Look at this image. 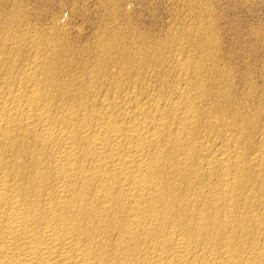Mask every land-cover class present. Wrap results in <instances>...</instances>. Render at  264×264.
I'll return each mask as SVG.
<instances>
[{
    "label": "bare ground",
    "instance_id": "obj_1",
    "mask_svg": "<svg viewBox=\"0 0 264 264\" xmlns=\"http://www.w3.org/2000/svg\"><path fill=\"white\" fill-rule=\"evenodd\" d=\"M4 7L0 264H264L263 68L239 74L197 13L175 32L186 53L134 25L129 46L96 45L116 57L70 62L75 45L53 44L39 58L50 42L15 36ZM10 38L39 59L21 63Z\"/></svg>",
    "mask_w": 264,
    "mask_h": 264
},
{
    "label": "rangeland",
    "instance_id": "obj_2",
    "mask_svg": "<svg viewBox=\"0 0 264 264\" xmlns=\"http://www.w3.org/2000/svg\"><path fill=\"white\" fill-rule=\"evenodd\" d=\"M16 1L18 3V6L23 7V8L19 9L18 6L16 5L17 4ZM20 1L21 0H14V1L13 0H6V1L3 0L5 7L3 8L4 12L2 14L3 15L2 20H4V24H7L9 28L11 26L12 33L15 36H22L23 37V35H24V38L26 37L25 39H29L31 37L28 40L29 42H30V40L39 41V39H40V42L47 41V42L51 43V44L49 43V45L44 44L43 46H40L41 47V50H40V48L33 43H30L31 46L30 45L28 46V44H29L28 41H26V43H24V42L21 43V46H22L21 47L19 45L20 43L17 45V41L10 38L13 42L10 41L7 48L10 50V48H11L10 46L12 44L14 46V43H15V45H16L15 52L18 50H21V51H19L21 53L23 52L22 53L23 56L21 55V53L20 54L18 53L17 56H18L19 60H21V63L24 61V64H26L27 62L29 63L31 60L39 59L41 56H42L41 58H43L44 57L43 55L46 56L47 54L50 53V51H51L50 49H53L54 45L55 46L56 45L67 46L69 44L73 47L75 45V48L77 49V51L79 53H77V51H76V53L73 55L71 53H70L71 55L69 53L66 54V56L63 55L64 56L63 58L66 61L70 60L72 58L71 56H73V58H75L72 60L73 61L75 60L76 62L84 60L85 58L87 61H89V60L91 61L90 64L95 63L96 61H103L104 58L105 59H107L106 57L111 58V56L115 53H116L115 55H117V52H116L117 49H114V48L113 49H105L103 47V52H101L102 48L100 49V48H98V46L102 47V46H104V45L106 46V44L110 43L112 46L117 47L119 44L120 45L123 44V42H124V44L126 43L125 45L123 44L125 47L129 46L128 44L131 41H133L132 39L136 38V37L132 38L131 34H133V36H136L137 30H140L142 28L145 30V32H144V30L142 29L144 33H146L148 31L146 34L151 33L150 36H153L154 38H156L155 35L156 36L160 35L159 36L160 38H163V36H164V39H166V42L167 43L170 42L169 46H173L174 51H176V49H178L179 52L181 50H185L184 52L186 53V50H190L189 49L190 48L189 41L187 39H184V38L182 40L181 39L177 40L178 37H175L176 36L175 32L178 33L183 28H185L187 23L189 25H192L193 22H194V24H195V22L197 23V20H196L197 16H195V15L203 14V16L204 15L208 16V17L204 16V17L208 18V19H205L204 22H206L208 20L206 23H210V21L212 24L215 23L214 25L218 26L216 28L218 29V31L221 32V33L219 32V34H221V35H219V38H220L219 43L223 45L224 50L222 48V49H220V51H224L225 54L227 55V57H229V58H227L226 55L223 54V52L222 53L220 52V54L224 56V57L222 56V58L223 59L225 58L224 61L221 62L222 65H224L226 63L225 60L227 58V62L231 63V61H232V63H231L232 66H234L233 64H235L234 67H235V69L238 70V72L240 74V73H242V70L244 71L246 68V67H244L246 65H242V63L246 64L244 62H245V60H247L248 64H251V62L253 63L250 65L252 71H254L253 69H255V68H256L255 70H257L258 68H263V70H264V65H263L264 64V50H263L264 44L262 42V39L264 40V38H262V37H264V36H260L261 32L264 33V0H22V2H20ZM208 6H210V7H208ZM11 7L14 8V10ZM5 9L7 12L11 9L9 11V14L5 11ZM18 9H19V11L22 10L21 12L24 13L25 15L22 14L21 12L18 13L19 12ZM196 10H197V12H195ZM204 10H206L207 12ZM191 11H193L191 13L192 15L190 14ZM198 11L200 13H198ZM202 11H204L205 13L204 12L202 13ZM209 11H211L212 13L208 14ZM5 12H6V14H5ZM10 12L13 13L15 17ZM18 14H20V16L24 15L26 18H24V16L20 17V16H18ZM7 15H8V18L6 17ZM189 15L192 17H190ZM193 15L196 19L193 17ZM209 15H212V18L209 19V17H211ZM9 16H10V19H12V18L16 19L17 18V20H10ZM188 16H189V19L191 18L190 19L191 22L193 20L192 23H190V21L188 20ZM24 19H26V20H24ZM5 20H7L8 23ZM11 21L18 23L19 25L16 23H13ZM9 23H12L13 25L12 24L10 25ZM20 24H22V25H20ZM130 24L132 25V28H131ZM188 24H187V26H188ZM15 25L20 27V28L22 27V29L19 30V28L15 27ZM54 25H57V26H54ZM181 25H182V27H181ZM24 26H26L25 30H23ZM59 26L62 29H64V31L61 30V28ZM121 26H123V27H121ZM133 26L136 27L137 30ZM55 27H58L59 29L55 28ZM120 27L123 31L120 29ZM128 27H129V29H133L134 33H132L131 30L126 29ZM140 27H142V28H140ZM178 28H179V30H177ZM15 30H17L18 32ZM22 30H23V32H22ZM26 30H28V31H26ZM52 30L54 31V34H53ZM117 30H118V32H117ZM124 30L126 31L125 33H128V36L126 38H125L126 34L124 33ZM259 30H261V31H259ZM57 31H58V33H57ZM62 31H63V33H62ZM70 31H72L73 33ZM130 31H131V33L129 34ZM255 31H257L259 33L256 34L257 32H255ZM19 32L22 34H20ZM27 32H30L31 34L27 33ZM18 33L20 35H18ZM24 33H27V34H24ZM56 33L59 37L56 35ZM59 33H61V34H59ZM121 33L124 34L125 36L122 35ZM50 34H52V35H50ZM63 34H64V36H67L65 34H68V36L70 35L71 37L70 36L66 37V39L68 38L70 41H68V39H67V41L64 40L65 37L63 36ZM171 34H173V36ZM254 34L257 37H255ZM29 35H31V36H29ZM258 35H259L261 40H259ZM117 36H118V38H117ZM55 37L58 39H55ZM159 37H157V38H159ZM170 37L176 38V39H173V40L169 39ZM221 37H222V40H221ZM253 37L256 39H253ZM72 38L75 40V42ZM60 39H62V40H60ZM107 39L109 41L110 40L111 41L110 42L105 41ZM122 39H123V41H121ZM125 39H128V41H126ZM257 39H258V41H257ZM59 40L61 42H58ZM76 40L78 41L77 44H76ZM184 40H185V42H184ZM64 41H65V45H64ZM104 41H105V43H103ZM172 41H174V42H172ZM254 41L258 42L259 44L261 42L263 45L262 46L263 49L260 46L261 44L260 45H258V43L255 44L256 42H254ZM27 42H28V44H27ZM113 42H115L116 44ZM181 42L183 43V45ZM101 43H103L104 45ZM177 43H179V44L181 43V45L178 44L180 47L177 45ZM99 44H101V45H99ZM185 44L187 45V48H186ZM79 45H82V46H79ZM96 45H98V46H96ZM120 45L118 48H121V47L124 48L123 45H121V47H120ZM222 45H220V48L222 47ZM255 45H257V46H255ZM176 46H177V48H176ZM174 47L176 49H174ZM256 47H258V48H256ZM35 48H36V50H35ZM44 48H45V50H44ZM46 48H50V49H48L49 51ZM82 48H83V50H82ZM259 48H261L262 50ZM78 49L79 50L81 49L82 51L80 52ZM37 50L38 51L40 50L39 52H37L38 54L39 53L42 54L45 52L47 54L45 53L42 55H40V54L38 55L35 52ZM84 50H86V51L84 52ZM87 50H88V52H87ZM105 50L106 51L109 50V52L108 51L106 52ZM24 51H26V52H24ZM168 51H169V49H168ZM34 52H35V55H34ZM93 52H95V54L96 53L97 54H99V53L103 54L104 53L105 56L102 55V57L104 56V58H101L103 60L98 59L99 56L101 57L100 54H99V56H97V54L95 55V54H93ZM105 52H106V54L110 53L108 55H111V56L106 55ZM25 53H26V55L24 56ZM82 53H84V54L82 55ZM185 53H184V55H186ZM76 54H78V55L80 54L79 56L77 55L78 58H77ZM229 54H231V55H229ZM36 55H38L39 58L36 57ZM68 55H69V57H68ZM81 55L83 56V58ZM115 55H113L112 57H116ZM19 56H22V57H19ZM26 56H28L30 59ZM95 56H97L96 60H95ZM24 57H26V58H24ZM230 57H232L231 61H230ZM68 58H70V59H68ZM76 58L79 60H77ZM80 58H81V60H80ZM72 60H70V62H73ZM233 60H235V61H233ZM254 63L257 64L256 66L258 68L255 67ZM252 65H254V67ZM260 65H261V67H260ZM236 67H238V68H236ZM261 70L262 69H258L257 71L252 72V74L256 73V72H257V74H260L262 72ZM113 71H114V73H116L117 69H115ZM258 71H260V72H258ZM263 72L261 74H264ZM257 74L256 75L253 74L254 79L256 78L255 76H258ZM261 74H260V76H258V78H260V79H258V78L255 79L256 81H259L258 82L259 84H261L262 81L264 80V78H263L264 76L261 77ZM262 78H263V80H262ZM260 81H261V83H260Z\"/></svg>",
    "mask_w": 264,
    "mask_h": 264
}]
</instances>
